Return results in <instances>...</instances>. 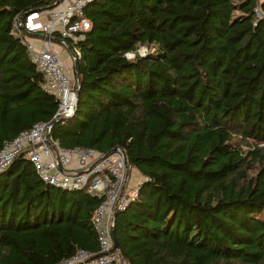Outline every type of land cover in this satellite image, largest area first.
<instances>
[{
	"label": "trees",
	"instance_id": "obj_1",
	"mask_svg": "<svg viewBox=\"0 0 264 264\" xmlns=\"http://www.w3.org/2000/svg\"><path fill=\"white\" fill-rule=\"evenodd\" d=\"M54 1L0 0V147L56 110L12 28ZM83 13L75 107L49 135L63 148L119 147L141 175L113 218L121 256L264 264V0H89ZM99 202L15 157L0 171V264L96 252Z\"/></svg>",
	"mask_w": 264,
	"mask_h": 264
},
{
	"label": "built area",
	"instance_id": "obj_2",
	"mask_svg": "<svg viewBox=\"0 0 264 264\" xmlns=\"http://www.w3.org/2000/svg\"><path fill=\"white\" fill-rule=\"evenodd\" d=\"M88 1L63 0L52 8L29 10L23 17L20 14L12 20L13 30L25 35L22 42L30 62L41 74V88L55 99L56 110L51 120L69 117L75 107L78 84L72 66L79 58L76 42L89 28L83 13ZM253 11L259 16L258 7ZM138 52L142 55L146 49ZM132 55L126 53L127 57ZM66 59L69 60L68 67ZM50 122H36L12 139L3 141L0 171L15 157L25 154L44 183L65 191H83L100 199L91 217L97 251L78 249L60 264H128L117 248L111 251L109 235L113 213L123 210L136 198L140 182L134 187L128 184L130 167L123 160V150L114 147L103 153L89 147L63 148L50 137Z\"/></svg>",
	"mask_w": 264,
	"mask_h": 264
},
{
	"label": "water",
	"instance_id": "obj_3",
	"mask_svg": "<svg viewBox=\"0 0 264 264\" xmlns=\"http://www.w3.org/2000/svg\"><path fill=\"white\" fill-rule=\"evenodd\" d=\"M61 1L63 0H55L51 5H49L48 7L49 8H52L56 5H58ZM25 14H27V12H24L20 15V17H23ZM76 63H77V60H74L73 62V70H74V73H75V78H76V81H77V84H78V75L76 73ZM78 87V86H77ZM77 87H76V90H75V97L77 98ZM76 103V102H75ZM56 120H51L50 124L54 123ZM47 136V134H46ZM123 160L125 162V164L127 163V160H126V157H125V154L123 156ZM70 192H75V191H72L70 190ZM116 212L113 213V218L115 216ZM109 235H110V238H111V241H112V247H111V251L116 249V244H115V239H114V235H113V226H111L110 228V231H109Z\"/></svg>",
	"mask_w": 264,
	"mask_h": 264
},
{
	"label": "rangeland",
	"instance_id": "obj_4",
	"mask_svg": "<svg viewBox=\"0 0 264 264\" xmlns=\"http://www.w3.org/2000/svg\"><path fill=\"white\" fill-rule=\"evenodd\" d=\"M22 36L25 38V35L22 34ZM27 38H29V37H26V40H29ZM144 48L145 47H140L138 50L143 51ZM65 55H66V53L63 51L62 52L63 58H65ZM65 64L67 65V67L69 66V60L68 59L65 60ZM128 177H129V181H128L129 183L128 184L130 185V187H134V185L137 183L136 181L139 177L138 172L132 168H128Z\"/></svg>",
	"mask_w": 264,
	"mask_h": 264
},
{
	"label": "crops",
	"instance_id": "obj_5",
	"mask_svg": "<svg viewBox=\"0 0 264 264\" xmlns=\"http://www.w3.org/2000/svg\"><path fill=\"white\" fill-rule=\"evenodd\" d=\"M132 169H134V168H132ZM134 170H135V169H134ZM138 176H139V177H138V179H137V181H136L137 183H138V182L141 180V178H142L141 175H140L139 173H138Z\"/></svg>",
	"mask_w": 264,
	"mask_h": 264
}]
</instances>
